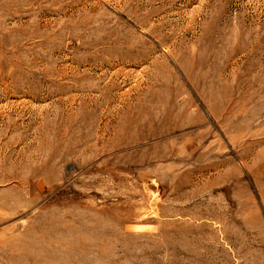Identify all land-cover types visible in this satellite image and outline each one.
Listing matches in <instances>:
<instances>
[{"label":"rangeland","instance_id":"374dc122","mask_svg":"<svg viewBox=\"0 0 264 264\" xmlns=\"http://www.w3.org/2000/svg\"><path fill=\"white\" fill-rule=\"evenodd\" d=\"M0 264H264V0H0Z\"/></svg>","mask_w":264,"mask_h":264}]
</instances>
